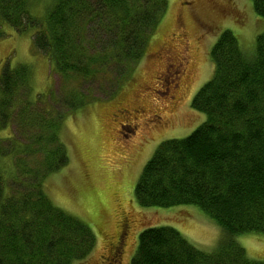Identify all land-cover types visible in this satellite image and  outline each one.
<instances>
[{
  "label": "trees",
  "instance_id": "obj_1",
  "mask_svg": "<svg viewBox=\"0 0 264 264\" xmlns=\"http://www.w3.org/2000/svg\"><path fill=\"white\" fill-rule=\"evenodd\" d=\"M38 1L46 2L44 15L33 12ZM252 4L264 19V0ZM168 7V0H0V37L6 26L31 32L50 73L66 82L50 100L33 93L30 65L7 62L0 74V133H9L0 136V264H76L93 253V229L55 205L46 189L48 176L69 162L59 131L105 72L116 81L143 60ZM209 57L213 75L191 103L206 120L190 135L160 143L135 195L142 208L199 207L222 229L220 241L207 252L174 227H148L131 264H264L237 239L264 238V33L250 56L226 29ZM38 157L40 172L31 164Z\"/></svg>",
  "mask_w": 264,
  "mask_h": 264
},
{
  "label": "rangeland",
  "instance_id": "obj_2",
  "mask_svg": "<svg viewBox=\"0 0 264 264\" xmlns=\"http://www.w3.org/2000/svg\"><path fill=\"white\" fill-rule=\"evenodd\" d=\"M168 2L143 60L130 64L116 81L105 72L100 88L87 90L80 109L62 122L59 136L69 162L48 176L46 189L55 205L87 223L97 237L90 257L76 264H103L125 227L119 264H131L138 237L148 227H174L207 252L216 249L223 233L194 205L142 208L135 189L161 142L186 137L206 120L191 103L213 75L209 55L220 33L228 29L237 34L244 53L252 56L257 36L264 33V19L256 15L252 0ZM46 9L45 1L33 5L37 15ZM5 30L7 35L0 37V74L7 62L11 67L28 64L35 95L46 93L53 100L63 94L65 80L50 73L46 56L34 48L32 33L19 35L10 26ZM112 84L116 88L111 94ZM68 106L62 104L61 109ZM156 113L163 119L150 121ZM43 163L38 157L31 164L40 172ZM237 239L253 259L264 256V238L247 234Z\"/></svg>",
  "mask_w": 264,
  "mask_h": 264
},
{
  "label": "flooded vegetation",
  "instance_id": "obj_3",
  "mask_svg": "<svg viewBox=\"0 0 264 264\" xmlns=\"http://www.w3.org/2000/svg\"><path fill=\"white\" fill-rule=\"evenodd\" d=\"M160 83H162V80H160ZM137 111V110H136ZM137 112H140L139 110ZM153 119H150V121L152 122H157V121H160L161 119H163L162 116H160L158 113L154 114ZM124 220V219H123ZM122 220V221H123ZM125 226H127V224H125ZM128 227V226H127ZM124 228V227H123ZM126 228V227H125ZM124 228L123 232H124V235L126 234V229ZM122 233L119 235V238L117 240V242L115 244H113L111 246V253H112V256H107L104 261H103V264H119V256H120V244L123 240V236Z\"/></svg>",
  "mask_w": 264,
  "mask_h": 264
}]
</instances>
